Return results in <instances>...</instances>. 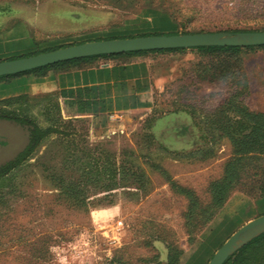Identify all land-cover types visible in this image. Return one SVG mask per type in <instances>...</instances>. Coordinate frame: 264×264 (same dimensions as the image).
<instances>
[{
  "label": "rangeland",
  "instance_id": "1",
  "mask_svg": "<svg viewBox=\"0 0 264 264\" xmlns=\"http://www.w3.org/2000/svg\"><path fill=\"white\" fill-rule=\"evenodd\" d=\"M220 32H264V0H0V62ZM193 50L154 59L149 109L99 124L0 80V264H209L264 215V144L231 141L255 128L246 111L264 114V49Z\"/></svg>",
  "mask_w": 264,
  "mask_h": 264
},
{
  "label": "crops",
  "instance_id": "2",
  "mask_svg": "<svg viewBox=\"0 0 264 264\" xmlns=\"http://www.w3.org/2000/svg\"><path fill=\"white\" fill-rule=\"evenodd\" d=\"M160 55H119L96 59L51 70L44 77L27 75L19 80L23 92L37 95L54 92L76 112L99 124L105 117L143 111L152 106L158 85L154 77V59ZM260 203L264 204V197ZM233 221L228 218L222 220V224L212 228L211 235L223 229L225 223ZM195 259L196 254L184 264H195Z\"/></svg>",
  "mask_w": 264,
  "mask_h": 264
},
{
  "label": "water",
  "instance_id": "3",
  "mask_svg": "<svg viewBox=\"0 0 264 264\" xmlns=\"http://www.w3.org/2000/svg\"><path fill=\"white\" fill-rule=\"evenodd\" d=\"M264 46V32L198 33L147 36L86 43L14 61L0 62V78L25 74L63 62L128 53L198 48H249ZM264 234V215L238 230L209 264H225L239 249Z\"/></svg>",
  "mask_w": 264,
  "mask_h": 264
},
{
  "label": "trees",
  "instance_id": "4",
  "mask_svg": "<svg viewBox=\"0 0 264 264\" xmlns=\"http://www.w3.org/2000/svg\"><path fill=\"white\" fill-rule=\"evenodd\" d=\"M175 35V34H173ZM256 49H264V46L257 47V48H198L193 50L196 53H238L242 51H253ZM188 50L180 49V50H167V51H151V52H139V53H128V54H122V55H130V56H138V55H148V54H177V53H183L187 52ZM51 52V51H45V53ZM33 56V55H32ZM119 55H113V56H100V57H92V58H86L81 60H73L68 62H63L54 66L34 70L31 72H27L25 74L16 75V76H10V77H3L0 78V80L5 79H12L27 75H34L36 77H44L49 71L57 69V68H66L73 65H76L81 62H88L96 59H107V58H113ZM246 119H250L251 121H255V128H252V132L249 135H242L243 129L241 128L240 133L237 134V138H231V141L234 143V146L237 147L240 152L237 154H247L254 151V147L259 145L262 146L264 144V114H252L245 112ZM228 133V132H226ZM35 133L31 132V145L29 148V151L33 150L38 145V138L34 135ZM190 137L189 142L193 144H196V134L193 133H187ZM230 134L228 133V136ZM259 143V144H258ZM263 151V149H261ZM197 152H199V149L197 150H191V154L195 155ZM262 182H264V178L262 179ZM261 194L264 195V185L261 187ZM225 264H264V234L257 237L253 241H251L249 244L244 246L242 249L238 251L234 256L230 257Z\"/></svg>",
  "mask_w": 264,
  "mask_h": 264
}]
</instances>
